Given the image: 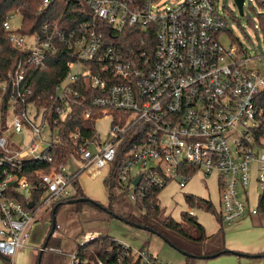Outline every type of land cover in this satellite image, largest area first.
<instances>
[{"label":"built area","instance_id":"obj_1","mask_svg":"<svg viewBox=\"0 0 264 264\" xmlns=\"http://www.w3.org/2000/svg\"><path fill=\"white\" fill-rule=\"evenodd\" d=\"M56 1L43 0L40 11ZM67 1L80 5L87 16L74 28L47 22L40 33L28 35L12 27L13 14L4 23L21 57L10 73L8 101V87L0 85V254L16 264L40 215L74 195L72 188L83 172L95 179L110 171L125 142L131 146L118 180L121 189L131 190L133 202L163 191L174 180L185 188L201 173L217 177L224 226L259 216L264 200V74L250 67L255 61L230 31L228 11L219 9L217 0ZM247 6L264 14V0H244V10ZM135 27H154L152 53H126L115 46L121 33ZM61 50L71 61L53 105L29 103V71L45 70L49 56ZM80 85L96 92L91 104L98 122H110L107 139L98 132L90 139L76 131L72 137L79 158H73L83 169L75 166L69 173L68 163L50 173L37 171L40 183L34 187L17 172L25 161L53 162L58 130L51 128L52 117L58 123L80 103ZM93 117L92 110L84 113L85 119ZM13 133L19 141L11 148L7 135ZM253 177L260 189L256 207L247 196ZM14 185L20 192L43 191L40 201L31 200L33 208H26L10 197ZM117 243L142 264H163L145 250ZM74 264H80L76 255Z\"/></svg>","mask_w":264,"mask_h":264},{"label":"trees","instance_id":"obj_2","mask_svg":"<svg viewBox=\"0 0 264 264\" xmlns=\"http://www.w3.org/2000/svg\"><path fill=\"white\" fill-rule=\"evenodd\" d=\"M42 3L43 0H0V85H6L8 87V94L5 96L6 101L12 98V76H10V73L15 72L21 57V53L10 43L9 33L4 29V23L9 15H14L15 13L21 15V27L18 32L28 35L40 33L47 22H60L63 28L71 29L87 20V16L79 11L82 7L75 4L73 1L57 0L51 4L49 8L40 11ZM257 17L260 27L264 31V14H257ZM106 35L109 37V32H107ZM115 46L125 50L126 53H129L131 50H134L136 53L144 51L152 53L156 46L154 27H149L146 30L136 27L128 28L119 35ZM70 61L71 58L68 52L66 50H61L57 55L49 56L48 66L45 70L29 71L27 78L32 86V95L27 98V101L40 107H51L53 105L52 97L55 95L57 87L65 80L69 70L68 63ZM79 87L76 88L80 90L78 98L80 103L71 106V110L64 120L59 118V122L55 123L54 119L57 117L55 115L52 117L51 128L53 131L58 130L57 143L54 144L51 150L54 158L53 162L51 164H40L34 161H25L22 170L17 172L19 177H26L29 183L34 187H38L40 183L37 171L50 173L53 169H57L63 164H68L73 157L79 158L78 153L75 151L76 141L72 137V134L76 131H80L82 136H86L90 139L95 137L99 114L92 106L91 100L93 96L96 95V92L89 89L86 90L82 85ZM88 110H92L94 113L92 119L84 118V113ZM130 146L128 142L122 144L118 152L117 160L104 180L105 187L108 191L109 210L102 205L96 206L91 203L88 204L97 207L99 210L105 211L109 214L111 219H117L125 224L133 226L143 225L156 233H160L168 239L174 247L187 252V254L190 253L189 255L194 253L185 250L180 243L181 240L183 243L188 241L199 244H204L211 240V245L208 246L206 251V257L214 254H220V256L232 255L226 248V234L223 228L224 225L221 212L220 210L216 212L213 204L205 199L186 195V202L190 207L205 208L218 217V221L222 227L213 237L207 236L204 227L188 214L184 216L183 223H178L171 217L165 216V211H163L156 202V198L160 191L154 192L143 199L136 200L134 202V207L137 213L122 215L115 211L113 203L121 197L117 193L118 189L121 190L118 180V170L123 164L126 158L125 153ZM74 186H76V188L78 187L77 192L70 198L55 205L54 209L56 208V215L59 209L67 205L69 201L87 198L86 194L80 189L78 182H75ZM42 194L43 191L37 189L28 193L26 197L23 192L18 191L17 185L12 186L10 189V197L21 202L26 208L28 202L31 200L36 203L39 202ZM80 204L82 203H78L77 205ZM260 215H264V200L261 201ZM57 242L58 239L51 236L47 239L44 246L57 250L52 248L53 245H59ZM90 248L94 250H90ZM144 249L145 248H142L141 250ZM42 254L44 255V251ZM74 255L80 260V264H142L140 258L136 259L133 255H127L123 248L118 245L117 238L113 235L94 240L90 244L78 248ZM244 256L253 259L252 255ZM260 258H264V253L261 254ZM0 264H10V261L7 257L0 254Z\"/></svg>","mask_w":264,"mask_h":264},{"label":"rangeland","instance_id":"obj_3","mask_svg":"<svg viewBox=\"0 0 264 264\" xmlns=\"http://www.w3.org/2000/svg\"><path fill=\"white\" fill-rule=\"evenodd\" d=\"M162 2L167 3L170 0H162ZM216 5L219 9L225 8L228 11L227 19L230 23V31L255 61L250 64V67L264 74V31L260 27L257 17L259 8L256 6L255 11L247 6L244 16H240L234 0H217ZM21 19V15L15 13L12 27L20 28ZM109 129V121L100 120L97 123V132L103 141L107 139ZM7 137L13 144L10 145L11 148L18 147L19 138L14 133ZM75 166L81 169L84 167L81 162L73 158L68 164V172L71 173ZM137 171V169L134 170V172ZM108 173L109 170L104 175L91 179L88 174L83 172L78 177V185L86 194L87 199L109 210L108 191L104 184ZM77 190L78 187L73 186L72 192L76 193ZM117 191L121 197L113 203L115 211L122 215L137 213L131 198V190L126 191L122 188ZM23 194L28 196V193L24 191ZM259 194L260 189L253 177L247 193L253 207L257 206ZM186 195L210 201L215 211L219 212L220 193L217 177L204 178L201 173H198L189 180L185 188H181L178 180H174L156 198L157 204L165 211V216L171 217L178 223H183L184 216L189 215L190 211H194L195 215L192 217L204 227L207 236H215L222 227L218 217L205 208L190 207L186 202ZM77 204H67L61 207L56 215V230L53 238L58 239L57 244L59 243V245H53L52 248L60 250L61 253L51 252L50 250H54L51 248H44L50 236L53 221V213L47 211L40 215L32 230L28 246L16 257V264H39V257L43 251L44 255L40 264H74V254L78 248L108 235H113L117 240L129 243L134 249L145 248L146 252L151 253L163 264H264V258L250 259L244 256L264 253V215H248L238 224L223 227L226 234V248L235 252L236 255H223L214 259H191L184 255L187 252L174 247L160 233L143 225L133 226L117 219H111L108 213L88 203ZM180 243L185 250L194 253L192 255L205 256L208 246L211 245V240L204 244L188 241L183 243L182 240ZM90 250L94 249L90 248Z\"/></svg>","mask_w":264,"mask_h":264},{"label":"water","instance_id":"obj_4","mask_svg":"<svg viewBox=\"0 0 264 264\" xmlns=\"http://www.w3.org/2000/svg\"><path fill=\"white\" fill-rule=\"evenodd\" d=\"M234 1H235L236 6H237V9H238V12H239L240 16H244V8H243L244 0H234ZM141 178H142V176H139V177L134 181V185H135V186L139 185V182H140ZM77 203H91V204H94V205H96V206H100V204H97L96 202H93V201H91V200H89V199H87V198H80V199L71 200V201L68 202V204H70V205L77 204ZM33 206H34V203H33V202H30V203L28 204V207H29L30 209H32ZM55 216H56V208H55L54 211H53L52 230H51V233H50V236H49V237L53 236L54 233H55V230H56V217H55ZM140 228H143V227H140ZM143 229H147V228H143ZM44 248L46 249L45 246H44ZM230 253H232V254H236V253L233 252V251H230ZM42 255H43V254L41 253V255H40V257H39V264H40V262H41V260H42ZM184 255H185L186 257H188V258H191V259H214V258H217V257L220 256V254H215V255H213V256H209V257H196V256L189 255V254H187V253H184ZM252 257H253V259H260L261 254L252 255Z\"/></svg>","mask_w":264,"mask_h":264},{"label":"crops","instance_id":"obj_5","mask_svg":"<svg viewBox=\"0 0 264 264\" xmlns=\"http://www.w3.org/2000/svg\"><path fill=\"white\" fill-rule=\"evenodd\" d=\"M22 251H23V250H22ZM255 254H261V252H260V253H254V255H255Z\"/></svg>","mask_w":264,"mask_h":264}]
</instances>
